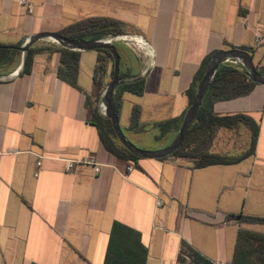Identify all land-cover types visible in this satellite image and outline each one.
Segmentation results:
<instances>
[{
  "label": "crops",
  "instance_id": "crops-1",
  "mask_svg": "<svg viewBox=\"0 0 264 264\" xmlns=\"http://www.w3.org/2000/svg\"><path fill=\"white\" fill-rule=\"evenodd\" d=\"M21 1L0 0L3 47L17 50L31 36L97 17L123 23L125 34L145 42L147 65L116 46L120 73L145 75L143 95L124 93L118 117L126 138L143 150L175 139L208 55L243 48L256 65L264 62V0H25L31 13ZM37 43L29 72L0 79V152L20 151L0 155V264H104L115 223L140 234L145 264H179L183 244L213 264H231L239 231L264 235V85L214 104L216 115L242 114L258 128L255 148L238 161L201 168L171 157L130 161L106 148L95 123L92 108L104 116L101 100L111 81L110 68L94 80L98 52L80 51L73 87L57 76L59 44ZM17 51L15 71L23 62ZM135 106L140 131L128 129ZM172 119L176 127L164 135L153 128ZM251 135L243 124L220 129L211 152L245 155ZM37 156L43 159L36 176ZM70 160L77 163L67 170ZM84 160L100 164V172Z\"/></svg>",
  "mask_w": 264,
  "mask_h": 264
},
{
  "label": "trees",
  "instance_id": "trees-1",
  "mask_svg": "<svg viewBox=\"0 0 264 264\" xmlns=\"http://www.w3.org/2000/svg\"><path fill=\"white\" fill-rule=\"evenodd\" d=\"M124 24L110 18H88L59 32L61 36L78 41H99L107 36L122 35L124 33ZM24 41L18 46H22ZM121 44H115L119 46ZM127 48V47H126ZM57 51L60 53V66L57 69V76L73 87H77V77L80 65V51H74L62 46H58ZM252 53L249 49H243ZM130 50V49H129ZM98 58L94 69V80L101 75H105L110 68V79L114 74V58L109 50L99 49ZM131 51V50H130ZM37 50L31 48L26 53L24 67L22 72H29L33 63L34 55ZM217 53V52H216ZM216 53L208 55L201 63V66L195 74L191 86L187 92L192 104L197 93L198 86L210 65ZM20 56L17 50L3 47L0 45V76H7L15 71L11 69L12 63ZM257 71L264 76V62L255 64ZM122 80H127L120 85L114 94V109L116 115L122 107V95L124 93H132L137 96H142L144 93V79L137 77L126 76L120 73ZM257 83L253 82L245 68L242 70L229 64L222 63L219 65L215 75L204 95L200 110L187 131L181 147L176 150L170 157L186 159L193 163L195 168L206 167L209 165L230 164L238 161L244 156L253 151L256 145L258 128L253 122L248 121L245 115L234 114L220 116L213 111L214 104L218 101L231 100L250 94ZM89 103V101H88ZM93 116L96 126L99 129V134L106 148L118 157H123L130 161H136L139 158L134 156L118 141L113 130L111 121L99 115L97 109L93 106ZM141 110L135 106L132 108L129 130L140 131ZM178 120H168L155 124L153 128L160 131L161 135L176 127ZM183 119L179 120L176 131L179 132ZM246 125L251 131V149L245 155L240 157H228L214 154L211 152L213 142L220 129L236 130L239 125ZM169 142L167 145H169ZM238 221L254 222L263 221L257 218H247L238 216ZM147 249L142 245L140 234L134 229L125 226L121 223H115L110 233L109 245L107 248L104 264H145ZM179 264H213L200 254L195 252L189 246L183 244L181 254L179 256ZM231 264H264V235L251 231L241 230L238 233L235 256Z\"/></svg>",
  "mask_w": 264,
  "mask_h": 264
},
{
  "label": "water",
  "instance_id": "water-1",
  "mask_svg": "<svg viewBox=\"0 0 264 264\" xmlns=\"http://www.w3.org/2000/svg\"><path fill=\"white\" fill-rule=\"evenodd\" d=\"M52 40L59 44L64 48H68L74 51H95L99 49L109 50L114 58V74L111 81L108 83L105 91L103 93V97L101 100V105L104 107V117L108 118L111 123L113 130L117 136L118 141L123 145V147L132 153L134 156L138 158H147V159H164L170 157L176 150H178L185 138L187 131L189 130L190 126L193 124L200 107L202 105V101L204 95L215 75L220 64H222L226 59H239L242 64L244 65L245 69L248 72L250 79L257 83L264 85V76L261 75L253 61L252 56L245 50L241 49H230L227 51H219L213 57L210 65L206 69V72L198 86L197 93L194 97L192 104L190 105L186 115L183 118L181 127L179 129L178 134L176 135L175 139L166 147L161 148L156 151H148L143 150L135 146L132 142H130L123 130L121 129L119 118L115 113L114 109V94L116 89L127 82V80H122L120 78V55L115 45L103 43L101 41H78V40H70L58 33H39L34 36H31L21 47H13L23 53V62L22 65L17 69L18 76L24 67V62L26 58V53L40 40ZM145 76V75H144ZM138 77L142 79L144 77ZM15 76H0V79H7Z\"/></svg>",
  "mask_w": 264,
  "mask_h": 264
},
{
  "label": "built area",
  "instance_id": "built-area-1",
  "mask_svg": "<svg viewBox=\"0 0 264 264\" xmlns=\"http://www.w3.org/2000/svg\"><path fill=\"white\" fill-rule=\"evenodd\" d=\"M20 3L24 7L27 8L29 13L32 12V6L27 1L22 0ZM262 40H263L262 36L260 34H258L256 36V42L260 43ZM99 41H101L103 43H107V44H113V45L121 44V45L127 47L128 49H130L131 51H133L140 58L144 59L145 65H147V63H148L147 62V59L149 58L148 47L146 46L145 42L140 37H138L136 35H132V34H122V35H118V36L110 35V36H107V37H105ZM224 63H229V64L237 67L240 70L245 68L239 59L228 58L224 61ZM146 72H147V70L143 71V74H145ZM17 74H18V70L9 74V76H16ZM19 153H20L19 150L9 149V150H6L5 152H0V155H16ZM37 157L39 160L37 162L38 171L36 172V176L38 175L39 169L42 166L41 160L43 159L42 156H37ZM76 163H77L76 161H71V160L68 161L67 162V170H71L73 165ZM83 163H86V164L93 166L95 173L100 172V168H101L100 164H97V163L90 161V160H84ZM131 170H132V166H128L127 171H131ZM156 204H157V207L162 206V202L160 200H157ZM219 264H229V263L222 262Z\"/></svg>",
  "mask_w": 264,
  "mask_h": 264
},
{
  "label": "rangeland",
  "instance_id": "rangeland-1",
  "mask_svg": "<svg viewBox=\"0 0 264 264\" xmlns=\"http://www.w3.org/2000/svg\"><path fill=\"white\" fill-rule=\"evenodd\" d=\"M47 42H54V41H52V40L49 41V39H46V40H40V41L37 43L36 47H38V46H42V45H44V44H47ZM172 141H173V139H172L170 142H172Z\"/></svg>",
  "mask_w": 264,
  "mask_h": 264
}]
</instances>
